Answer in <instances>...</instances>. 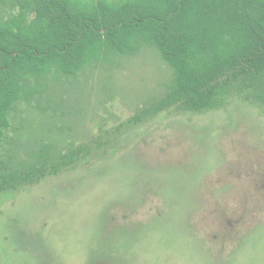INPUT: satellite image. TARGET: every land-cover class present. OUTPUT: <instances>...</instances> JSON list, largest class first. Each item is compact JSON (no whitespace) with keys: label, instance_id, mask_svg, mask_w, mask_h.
Segmentation results:
<instances>
[{"label":"rangeland","instance_id":"obj_1","mask_svg":"<svg viewBox=\"0 0 264 264\" xmlns=\"http://www.w3.org/2000/svg\"><path fill=\"white\" fill-rule=\"evenodd\" d=\"M171 79L145 46L18 105L8 140L20 150L41 137L103 150L0 197V264H264V102L235 94L130 122Z\"/></svg>","mask_w":264,"mask_h":264},{"label":"trees","instance_id":"obj_2","mask_svg":"<svg viewBox=\"0 0 264 264\" xmlns=\"http://www.w3.org/2000/svg\"><path fill=\"white\" fill-rule=\"evenodd\" d=\"M5 5L0 143L15 146L0 149V197L103 150L101 138L93 146L61 137L27 139L22 150L20 141L8 139L20 103L33 105L51 79L63 82L112 56L151 46L172 69L165 93L130 122L170 109L220 108L235 94L264 102V0H0V11ZM37 107L52 110L41 100Z\"/></svg>","mask_w":264,"mask_h":264}]
</instances>
